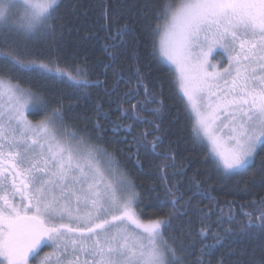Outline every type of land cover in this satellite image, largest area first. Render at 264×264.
<instances>
[{
  "label": "snow or ice",
  "instance_id": "1",
  "mask_svg": "<svg viewBox=\"0 0 264 264\" xmlns=\"http://www.w3.org/2000/svg\"><path fill=\"white\" fill-rule=\"evenodd\" d=\"M78 7L71 0H0V264H211L206 257L237 238L264 239V196L239 205L243 220L233 213L234 201H225L226 215L223 208L217 214L212 206L193 204L218 202L201 187L199 173L185 184L187 166L178 149L164 148L163 83L152 81L155 62L187 98L194 145L207 148L205 163L218 176L228 179L255 167L264 153V0H134L115 7L101 0L107 60L98 63L107 71L121 55L131 60L130 71L113 69L111 85L90 79L94 68L86 61L67 65L54 54L68 24L65 14L79 18ZM141 36L150 44L143 67ZM32 81L62 86L76 99L103 87L116 96L120 116L112 121L96 104L92 131L71 130L63 105L57 100L49 107ZM37 107L45 116L33 123L26 112ZM141 125L144 130L134 134ZM107 132L112 143L128 144L134 166L143 168L141 153L159 160V183L138 185L95 142ZM258 171L264 187V157ZM145 199L169 210L145 220ZM45 248L52 251L41 257ZM241 256L229 264H264V248L259 258L255 249L250 255L241 250Z\"/></svg>",
  "mask_w": 264,
  "mask_h": 264
},
{
  "label": "trees",
  "instance_id": "2",
  "mask_svg": "<svg viewBox=\"0 0 264 264\" xmlns=\"http://www.w3.org/2000/svg\"><path fill=\"white\" fill-rule=\"evenodd\" d=\"M67 2L68 0H66V3ZM153 2L159 3V0H153ZM71 3H78L80 5L77 11L81 15L79 18H75L71 13L65 14V20L68 21V24L64 30L61 44L54 46V54L58 55L60 60L67 65H76L86 61L88 65H92L94 68L89 76L90 79H99L111 85L114 80L113 69L116 71H130L129 65L131 64V60L127 55H121L115 65H113V68H109L105 71L102 65L98 63V61L107 60L103 48V37L105 36V32L100 28V24L104 21L98 19L100 16L98 5L101 3V0H71ZM106 3L115 7L122 4H132L134 0H106ZM85 13L86 15H84ZM120 22L123 23V20ZM92 33L96 34L95 37L91 36ZM141 41L139 65L143 67L150 60L148 56L150 44L143 36H141ZM32 47L44 48L47 47V45H33ZM144 70L147 71V69ZM172 79L173 78L166 70L163 72L159 71L157 65L153 62L152 81L163 83L162 96L165 103L163 127L166 129L164 148L171 145L173 148L178 149V160L182 161L183 164L187 166V175L183 178L185 184H187L189 178L199 173L197 178L204 182L201 187L208 188L212 196H214L218 202H214L210 205L208 199H194L193 204L199 205L200 208L204 209L212 206L217 214H219L220 209L223 208L226 215L228 208L225 201H234L233 213L236 219H245L241 215V208L239 205L247 204L253 199L264 196V187L259 186L261 177L258 171L259 161L261 157H264V153H260V156L256 158V166L249 167L243 175L233 176L228 179H223L218 176L213 166L210 163H205L207 148L198 144L194 145L192 137L193 117L189 108L186 111L187 104L185 100L181 98V94L178 93L171 84ZM31 83L34 88H39L43 91L44 95L50 101L49 107H55L57 105V100H59L60 104H62L65 109V121L70 126L71 130L87 129L88 131H92V125L96 119V104H101L103 110L109 112L112 121H115L117 117L120 116L119 111H117L116 96L113 95L109 97L106 95L103 87L90 88L88 90L89 95L86 98L76 99V95L73 94L71 90L63 88L62 86L51 83L38 84L35 81ZM123 90L124 86L122 84L120 91L123 92ZM123 107L127 108L128 105L124 104ZM44 116L45 113L40 110L39 107L28 114V118L33 122L40 121ZM101 122L104 123V121ZM125 123H131V121H125ZM144 127L145 126L141 125L135 128L134 134H139V132L144 130ZM94 135L95 133H93V136ZM120 135L123 136L124 133H120ZM111 139V132H107L102 141L95 142L101 147L106 148L109 152H112L138 185L146 188L149 184L159 183L156 170V165L160 163L159 160H155L150 156L146 157L144 153H141L140 163L143 165V168L136 167L134 166V159L132 161L127 159L129 152L128 144L112 143ZM130 140L131 137H129V141ZM208 177H211V179H208ZM189 195H191V193H189ZM140 208L142 209L143 218L148 220L167 213L169 205L164 204L160 206L152 199H145L140 205ZM192 219L194 221V227L199 228L200 224L196 218L192 217ZM212 219L215 221L216 216H213ZM223 227H229V225L224 224ZM231 227L235 229L236 225L233 224ZM217 230L219 229L213 226V231ZM173 235H175V233H173ZM207 242L212 243L211 240ZM187 243L189 242L186 241V244ZM262 248H264V239L259 236L251 240L237 238L235 242H231L227 247L214 249L213 254L206 257V260L211 261V264H217V261L223 257L225 259V264H229V261H235L238 258L243 259L241 250L250 255L253 249H255L257 257L259 258ZM233 250L235 254L229 256L228 253ZM197 255L198 249L195 250L192 255L188 256L189 262L194 261Z\"/></svg>",
  "mask_w": 264,
  "mask_h": 264
},
{
  "label": "rangeland",
  "instance_id": "3",
  "mask_svg": "<svg viewBox=\"0 0 264 264\" xmlns=\"http://www.w3.org/2000/svg\"><path fill=\"white\" fill-rule=\"evenodd\" d=\"M218 59L219 58H216V59H212L211 57H210V60H211V62L212 63H218ZM181 94V96H182V93H180ZM184 100H185V102H186V104L188 105V101H187V98H183ZM188 108H189V110H190V112H191V108H190V105H188ZM30 112H26V116H27V118H28V114H29ZM191 115H192V117H193V121H194V113H192L191 112ZM29 119V118H28ZM30 120V119H29ZM31 121V120H30ZM33 122V121H32ZM33 123H36V122H33ZM5 152H7V149H5ZM5 163V162H4ZM52 250L50 249V248H47V253H49V252H51ZM41 257H43V256H41ZM53 260H54V258H53Z\"/></svg>",
  "mask_w": 264,
  "mask_h": 264
},
{
  "label": "flooded vegetation",
  "instance_id": "4",
  "mask_svg": "<svg viewBox=\"0 0 264 264\" xmlns=\"http://www.w3.org/2000/svg\"><path fill=\"white\" fill-rule=\"evenodd\" d=\"M4 162H5V163H4ZM4 162H3V167L6 168V169H8V170L10 171V166H9L8 161L5 160ZM46 249H47V248L44 249L45 251L43 250L44 252H43V251L41 252V256H44L45 253H47V250H46Z\"/></svg>",
  "mask_w": 264,
  "mask_h": 264
}]
</instances>
